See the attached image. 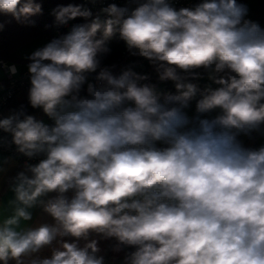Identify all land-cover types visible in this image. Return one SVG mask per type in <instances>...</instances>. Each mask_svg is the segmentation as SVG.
<instances>
[{"label": "clouds", "instance_id": "obj_1", "mask_svg": "<svg viewBox=\"0 0 264 264\" xmlns=\"http://www.w3.org/2000/svg\"><path fill=\"white\" fill-rule=\"evenodd\" d=\"M40 15L38 0H0V32ZM50 15L57 28L84 22L27 57V104L51 123L23 104L0 118L11 137L0 143L26 158L0 214V264H106L101 241L123 264H264V144L240 139L264 134V27L247 4L69 3ZM114 38L174 91L136 64L105 65ZM35 208L51 222L25 225Z\"/></svg>", "mask_w": 264, "mask_h": 264}, {"label": "trees", "instance_id": "obj_2", "mask_svg": "<svg viewBox=\"0 0 264 264\" xmlns=\"http://www.w3.org/2000/svg\"><path fill=\"white\" fill-rule=\"evenodd\" d=\"M38 2L42 3L43 15L33 17V19L36 21L35 26H23L13 21V23L8 25L3 32H0V60L18 64L20 63L27 66L30 61L27 58L19 59L15 57L13 55V51L17 47L21 46L22 44L38 35H44L47 38V43L50 42L51 39L56 38L58 36V28L55 26V17L50 15L51 10L57 5H67L69 3L78 4V0H38ZM0 19L5 18L0 17ZM70 22H74L76 24L83 23L84 21L81 18H77L76 20ZM46 25L50 27H46ZM109 47L111 48V54L109 56H114V54L118 50V47H120L119 39L114 38L112 41H110ZM154 78L157 80L155 73ZM28 88L18 91L8 102V104L11 103L14 106V110L18 109L19 106L23 104L27 107V111L29 114L34 111L27 104ZM112 243L113 241L100 242V247L103 250L102 254L105 256L106 264H123L124 253H113L110 250V245ZM39 255L42 257L50 255V249L45 248ZM10 264H14V262H10Z\"/></svg>", "mask_w": 264, "mask_h": 264}, {"label": "built area", "instance_id": "obj_3", "mask_svg": "<svg viewBox=\"0 0 264 264\" xmlns=\"http://www.w3.org/2000/svg\"><path fill=\"white\" fill-rule=\"evenodd\" d=\"M197 2L198 0H176V7L177 8L182 7V6L186 7V6H190ZM238 2H243V0H238ZM109 3H116L118 6H124L126 3V0H102V2H98L95 5L91 4L89 0H78V4H85L87 7L92 9L94 14L99 10L100 7L106 6ZM72 24H75V23L69 22L68 26H61L60 28H58L57 29L58 36L66 33ZM104 63L105 65H112V64L117 65V68H116L117 72L119 71L120 68L128 64H136L137 67L134 68L135 71L140 72V73L149 74L151 77V82L158 83V86L161 89L174 91L173 88L166 87L164 83H159L154 78L155 72L152 69V67L149 65L147 60L143 59L142 57L130 56V54L127 52L125 45L122 41H120V47H118V50L116 51L114 56H108L106 60L104 61ZM8 64L16 65V63H12V62ZM3 71H4V76H5V85L0 90V118L7 116L4 114L3 109L6 107L8 102L14 97V95L21 89L28 88L30 85L26 65H24L21 68H18V74L16 76H10L7 70H3ZM89 79L90 80L93 79V76H90ZM47 123H51V121L49 120ZM0 137H6L7 140L9 141L11 140V137L8 136L7 134H4L2 131H0ZM0 151L14 157L19 163H25L26 158L21 155L16 154L14 146L9 148L7 147L6 144L0 143ZM38 159L39 158H36L28 162L38 161Z\"/></svg>", "mask_w": 264, "mask_h": 264}, {"label": "crops", "instance_id": "obj_4", "mask_svg": "<svg viewBox=\"0 0 264 264\" xmlns=\"http://www.w3.org/2000/svg\"><path fill=\"white\" fill-rule=\"evenodd\" d=\"M242 3L247 4L249 8V18L258 21L262 27H264V0H243ZM3 61V60H2ZM6 63H11L5 61ZM18 68L23 67V64L16 63ZM5 76L4 71H0V90L5 85ZM166 85V84H165ZM167 86V85H166ZM174 89L173 86H168ZM14 110V106L9 103L4 109L3 112L5 115H8L10 111ZM36 110L31 112L34 113ZM194 112V104L192 109L190 110V115ZM43 113L37 115L38 119L44 120L46 123L48 120ZM240 139L247 147H259L264 144V134L261 133H252L251 138L246 136H241ZM7 158H11L9 162L5 163ZM38 161L29 162V163H37ZM24 163H19L17 160L3 152L0 151V166H2L5 171L0 172V214H10L11 209L9 207V202L14 199V194L9 189L10 178L14 177L17 172L23 170ZM33 219L29 222H24L25 225H36L42 222H51V218L48 217L40 208L32 209Z\"/></svg>", "mask_w": 264, "mask_h": 264}, {"label": "rangeland", "instance_id": "obj_5", "mask_svg": "<svg viewBox=\"0 0 264 264\" xmlns=\"http://www.w3.org/2000/svg\"><path fill=\"white\" fill-rule=\"evenodd\" d=\"M47 43V38L44 35H38L27 41L26 43L22 44L21 46L17 47L13 51V55L19 59H25L27 58L33 51H35L37 48L43 47ZM201 86H203L205 83H208L207 80H201L199 82ZM168 86H173L171 82H164ZM40 113H43L42 110H36L32 115H39ZM45 116V115H43ZM46 117V116H45ZM46 119L49 121V119L46 117Z\"/></svg>", "mask_w": 264, "mask_h": 264}]
</instances>
